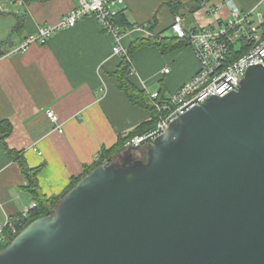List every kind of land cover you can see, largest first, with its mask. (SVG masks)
<instances>
[{
	"label": "water",
	"instance_id": "water-1",
	"mask_svg": "<svg viewBox=\"0 0 264 264\" xmlns=\"http://www.w3.org/2000/svg\"><path fill=\"white\" fill-rule=\"evenodd\" d=\"M84 176L0 264H264V64Z\"/></svg>",
	"mask_w": 264,
	"mask_h": 264
},
{
	"label": "crops",
	"instance_id": "crops-1",
	"mask_svg": "<svg viewBox=\"0 0 264 264\" xmlns=\"http://www.w3.org/2000/svg\"><path fill=\"white\" fill-rule=\"evenodd\" d=\"M202 1L125 0L120 11L129 28L122 45L128 49L137 40H148L132 30L143 25L154 39L163 41L162 48L148 41L134 49V70L127 78L136 89L152 88L166 96L197 72L190 46L165 34L176 15L185 30H201L226 19L233 8L246 12L259 2L205 0L202 7ZM77 4L78 0H0L4 51L18 47L39 28L55 24ZM112 48V36L94 16H87L56 32L45 45L0 59V128L6 135L2 142L0 132V224L15 220L34 202L9 150L20 153L30 169L41 167L40 193L55 198L96 162L102 149H111L120 135L149 119L150 112L132 104L120 89L115 74L121 59L112 54ZM165 68L167 74L162 72ZM47 110L57 116L62 133L53 130ZM143 149H133L134 154ZM123 152H108L102 164L118 161Z\"/></svg>",
	"mask_w": 264,
	"mask_h": 264
},
{
	"label": "built area",
	"instance_id": "built-area-1",
	"mask_svg": "<svg viewBox=\"0 0 264 264\" xmlns=\"http://www.w3.org/2000/svg\"><path fill=\"white\" fill-rule=\"evenodd\" d=\"M124 3L125 0H78L77 6L62 15L55 24L39 28L34 35L23 39L18 47L7 51L0 59L25 53L34 45H45L56 32L73 27L87 16H94L103 31L113 38L112 54L125 59L130 66L129 73H132L134 69L128 49L122 45V36L125 32L116 24V18ZM205 6L203 0L202 7ZM206 11L210 9L206 7ZM132 30L142 32L146 38L156 37L148 30L147 25L135 26ZM170 30L176 39L183 40L190 46L198 70L175 92L166 96L160 91L146 93L143 87L151 105L158 113V118L154 129L130 139L125 145L127 149L145 147L149 137L159 135L168 127L172 116L182 114L212 96L224 97L236 91L248 67L264 64V0H259L256 7L250 11L241 12L233 8L226 19L217 21L214 27L201 30H185L181 17L176 15ZM162 72L167 74L169 69L165 68ZM45 113L53 130L62 133V126L54 112L47 110ZM35 206L33 202L29 209L23 210L15 220L7 219L3 225L0 224V243L4 242L3 231L7 229L14 234L16 232L14 222L27 219L30 210Z\"/></svg>",
	"mask_w": 264,
	"mask_h": 264
},
{
	"label": "trees",
	"instance_id": "trees-1",
	"mask_svg": "<svg viewBox=\"0 0 264 264\" xmlns=\"http://www.w3.org/2000/svg\"><path fill=\"white\" fill-rule=\"evenodd\" d=\"M170 6H172V4H170ZM116 24L122 28L123 32H125V30H128L129 28L125 15L121 11L118 13V16L116 18ZM147 39L148 40H137L136 42L130 45V47L128 48V55L130 58L134 52V49H136L141 44H146L145 42H148V41L149 42L153 41L157 47L162 48L161 45L163 41L158 42L156 39H150V38H147ZM180 41H183V40H180ZM5 46H6V43L0 41V57L3 56L7 52V51H4ZM129 72H130L129 63L125 59H121L119 69L117 70L115 74L119 87L125 93V95L127 96V98L132 104L140 106L144 108L145 110H147L148 112H150L151 115L149 119L139 124L138 126H136L130 132L126 133L125 136L120 135L118 137V142L111 149L107 151L102 149L100 151L99 157L97 158V161L93 163L92 166L85 168L81 177L72 181L70 183V186L60 196L55 197V198H46L44 195H42L40 193V190L38 187V181H37V175L40 172L41 167L30 169L25 163L22 156H20V153H16L10 150L8 151L9 154L12 157H14V161L18 163V166L26 181L25 190L31 194L36 206L32 210H30L29 217L27 219L23 221L14 222V227H16V232L14 234H11L10 231H7V229L3 231L4 242L0 243V252L18 235L19 232H21L32 221L38 218L52 215L56 204L84 176L89 174L91 171H93L97 167L101 166L103 160L107 159L105 156H107L108 152H114V151L123 152L125 149H127L125 145L130 139H132L135 136L148 133L154 129L156 120L158 118V113L155 111V109L151 105L147 94L143 90L141 91V90L136 89V87L129 82L127 78ZM4 124L7 125L8 122H5ZM0 132H1V140L3 142L6 136L5 132L3 131V128H0Z\"/></svg>",
	"mask_w": 264,
	"mask_h": 264
},
{
	"label": "rangeland",
	"instance_id": "rangeland-1",
	"mask_svg": "<svg viewBox=\"0 0 264 264\" xmlns=\"http://www.w3.org/2000/svg\"><path fill=\"white\" fill-rule=\"evenodd\" d=\"M262 9H263V8H262ZM165 34L167 35V38H171V36L175 38V35L171 32L170 29H168L167 31H165ZM175 39H176V38H175ZM156 85H159V83H156ZM149 89H150V90H153V91H150V90H148V89L145 88L146 93H153V92L157 91V90L152 89V88H149ZM134 150L139 151L140 148H136V149H134Z\"/></svg>",
	"mask_w": 264,
	"mask_h": 264
}]
</instances>
